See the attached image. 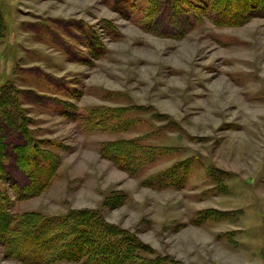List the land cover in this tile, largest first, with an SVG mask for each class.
Listing matches in <instances>:
<instances>
[{"label":"rangeland","instance_id":"374dc122","mask_svg":"<svg viewBox=\"0 0 264 264\" xmlns=\"http://www.w3.org/2000/svg\"><path fill=\"white\" fill-rule=\"evenodd\" d=\"M136 1L142 7L148 2ZM113 4L0 0V78L37 95L25 105L28 116L41 138L62 146L54 151L60 165L50 186L15 209L61 214L100 208L111 192H122L125 203L104 206L103 215L135 232L154 254L181 264H264V17L220 27L204 13L184 15L161 1L148 21L131 7L128 18ZM87 28L102 30V50L95 49L101 56L84 47ZM68 85L71 97L65 96ZM52 97L79 109L136 110L125 116L126 131L87 134L61 115L65 103ZM120 138L157 149L138 176L100 156L102 142ZM195 156L200 164L192 165L182 189L143 183ZM209 167L228 172L226 192L208 181ZM202 209L232 215L192 225ZM0 264L22 263L0 251Z\"/></svg>","mask_w":264,"mask_h":264},{"label":"trees","instance_id":"16d2710c","mask_svg":"<svg viewBox=\"0 0 264 264\" xmlns=\"http://www.w3.org/2000/svg\"><path fill=\"white\" fill-rule=\"evenodd\" d=\"M135 8L132 0H114V9L130 18V7L141 13L140 19L151 21L163 5L186 13H204L205 18L220 27H239L250 19L264 17V0H147ZM160 8V9H159ZM198 16V14H197ZM132 20V19H131ZM246 22V23H245ZM105 31L111 23L104 21ZM3 28L0 18V31ZM83 43L90 52L101 56L102 30L87 28ZM2 37V32H0ZM55 94L57 87H51ZM72 88L67 87L65 96ZM57 93V91H56ZM37 95L30 89H19L4 75L0 78V251L4 259L22 264H181L168 256L154 254L142 243L135 232L106 220L102 208H118L125 203L122 192H111L100 208L69 209L61 214H44L40 210L15 209V204L41 195L55 179L60 159L55 150L62 146L54 139L41 138L36 122L28 116L26 103L36 102ZM52 99L58 100L57 97ZM66 106L61 115L71 119L85 133H113L126 131L125 116L135 107L97 106L79 109L71 101L58 100ZM124 120V121H121ZM130 124L127 125L129 128ZM162 148V147H160ZM100 156L135 177L152 165L157 149L143 145L138 139H115L99 145ZM198 157L174 163L164 170L144 178L145 186L154 189H182ZM208 181L221 193L227 191L228 172L216 167L205 168ZM232 215L214 209L198 210L190 223L199 226L218 222ZM232 219H235L234 217Z\"/></svg>","mask_w":264,"mask_h":264},{"label":"bare ground","instance_id":"6f19581e","mask_svg":"<svg viewBox=\"0 0 264 264\" xmlns=\"http://www.w3.org/2000/svg\"><path fill=\"white\" fill-rule=\"evenodd\" d=\"M246 23V22H245ZM108 221V220H107Z\"/></svg>","mask_w":264,"mask_h":264}]
</instances>
